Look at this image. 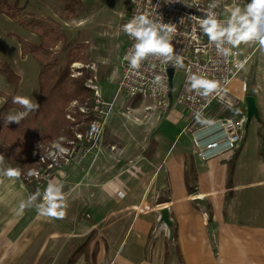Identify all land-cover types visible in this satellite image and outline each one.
Segmentation results:
<instances>
[{
  "label": "crops",
  "instance_id": "crops-1",
  "mask_svg": "<svg viewBox=\"0 0 264 264\" xmlns=\"http://www.w3.org/2000/svg\"><path fill=\"white\" fill-rule=\"evenodd\" d=\"M250 3L251 0H238L241 14ZM0 20L17 25L2 13ZM26 30L30 37L18 36L10 29L0 33V61L20 77L15 87L0 75V94L26 97L37 104L41 64L30 54L23 57L17 37L34 44H40V37ZM261 32L264 34V25ZM260 47L258 41L248 44L251 59ZM30 61L28 69L25 64ZM20 63L26 69L16 67ZM247 67L229 87L230 93L241 99L248 96L244 83ZM26 77L30 83L36 80L28 89ZM4 103L0 96V111ZM22 108L9 109L4 117L27 110ZM136 109L141 118L146 114L144 105ZM147 115L142 122L148 120L146 124L150 125L146 140L138 139L136 146L132 139H127L122 142V150L119 142L105 144L103 139L95 160L89 157L67 178L56 179L57 183L64 181L61 197L70 184L75 185L66 193L71 195L68 200L71 199L75 210L73 223L41 214L38 208L48 206L43 190L27 186L18 166L0 165V264H59L61 259L66 264L78 244L89 237L92 239L87 251L75 264H264V155L246 154L248 141L244 138L234 154L201 163L192 155L187 136L190 155L181 144L187 114L180 106L169 112L157 109ZM162 116L174 127L168 131L167 126L163 135L158 123ZM112 145L117 150L112 151ZM128 147H139V151L129 158L133 153L126 151ZM10 167L18 168L20 175H2ZM191 170L192 192L186 182V173ZM80 177H87L84 188L75 182ZM196 193L202 200L191 199ZM21 203L25 205L23 209ZM158 205L169 206L175 224L173 243L167 228L157 226ZM80 210H85L86 216H81ZM54 222L55 231L48 234Z\"/></svg>",
  "mask_w": 264,
  "mask_h": 264
},
{
  "label": "built area",
  "instance_id": "built-area-1",
  "mask_svg": "<svg viewBox=\"0 0 264 264\" xmlns=\"http://www.w3.org/2000/svg\"><path fill=\"white\" fill-rule=\"evenodd\" d=\"M237 6L238 0H130L126 24L134 17L146 15L160 29V35L170 39L173 53L166 56L149 54L138 67H133L131 58L135 55L138 38L125 32L127 45L120 59L118 91L126 92L132 100L140 99L146 114L141 118L136 107L128 106L124 116L142 122L148 113L157 109L169 112L180 106L187 114L181 135L190 139L192 155L201 163L227 153L234 154L245 138L246 99L232 95L229 87L252 57L247 51L251 41L235 47L227 38L211 41L201 26L203 19L212 16L227 28ZM162 25H169L174 31L169 32ZM225 49H230L228 55H225ZM170 69L174 70L172 81ZM86 70L85 86L90 95L70 102L65 113L72 134L69 136L65 132L62 133L65 137L61 134L55 141L36 146L30 155L33 160L30 171L22 174L27 186L43 190L44 201H47L50 187L58 193L62 190L64 181L57 183L56 179L67 178L89 157L95 160L102 148L114 104L103 98L95 63H71L70 76L78 78ZM177 72L184 77L178 90L174 86ZM201 78L218 81L219 87L205 95L203 88L194 87L195 80ZM236 108L240 112L238 115H223ZM58 145L66 152H60ZM110 149L115 151L117 146L112 145ZM190 197L193 200L203 198L198 193Z\"/></svg>",
  "mask_w": 264,
  "mask_h": 264
},
{
  "label": "rangeland",
  "instance_id": "rangeland-1",
  "mask_svg": "<svg viewBox=\"0 0 264 264\" xmlns=\"http://www.w3.org/2000/svg\"><path fill=\"white\" fill-rule=\"evenodd\" d=\"M15 1L19 3V8L12 10V12L17 15L18 20L16 23L20 27L17 25L14 27L11 22L6 23L0 20V33L5 31V29H10L18 36L30 37L24 25L36 28L39 25L45 24L54 29L62 37V41L56 47L55 53L51 57L59 60V68L66 66L69 62H75L73 59L74 53H81L82 59L79 61L83 64L95 63L97 65V76L101 85L103 98L114 104L105 130V144L119 142L123 150L122 142L127 139H132L136 146L138 139L146 140L150 134V125H148L149 123L146 124L148 120L144 123L142 121V124H136L134 123L135 120L127 119L124 116V112H126L128 106L138 107L142 101L140 99L132 100L126 92L118 91L121 69L120 59L126 47V33L123 26L126 25L130 12V0H11V2ZM23 64L20 63L16 67L20 66L26 69ZM31 65V61L25 64L28 69L31 68ZM86 76H88L87 70L83 76L78 78L85 79ZM246 77L247 95L255 97L260 113V121L253 119L245 129V138L248 141L246 154L249 156L260 153L264 155V47L255 50L253 59H250L248 63ZM183 79V75L177 72L174 77V86L177 90L182 85ZM34 83H36V80L30 83L27 78L25 86L28 89ZM85 83L86 81L84 80V86ZM87 92V95L77 99H86L90 95L88 89ZM239 113L238 108H236L225 111L223 115L236 116ZM162 117L158 119L160 120L158 123L161 124L162 128L159 131L163 135L167 133V126H169L168 131H171L174 127L167 123L165 116ZM70 126V122L68 123L66 119V124L60 130L59 136L65 132L70 136L72 134ZM77 127L80 128L82 125ZM65 135L63 136L65 137ZM181 144L184 146L187 155H190L189 143L185 135L181 139ZM129 150L133 154L127 157L132 158L138 153L139 147H128L126 151ZM30 155L31 152L26 156L14 155L11 159L6 152V148L0 147V156L3 157L0 165L13 166L20 163L19 165L24 166V172L29 173L33 161ZM120 156L123 157L124 154L121 153ZM113 160L115 159L113 158ZM78 179L75 182H80L81 187L86 186L87 177H80ZM73 186L75 185L70 184L68 188L70 187L69 189H71ZM69 189L62 193V201L66 205L63 208L65 212L63 220L67 224L73 223L75 218V210L72 208L71 199L68 200L69 197L71 198V195L69 196L68 194V197L66 194L69 192ZM34 196L41 200L38 194H34ZM79 198L80 202L83 203L84 199L81 193L79 194ZM80 215L86 216V211L80 210ZM49 218L55 220L54 217ZM52 231H55V222L51 227L49 226L48 234ZM59 264H62V259L59 261Z\"/></svg>",
  "mask_w": 264,
  "mask_h": 264
},
{
  "label": "trees",
  "instance_id": "trees-1",
  "mask_svg": "<svg viewBox=\"0 0 264 264\" xmlns=\"http://www.w3.org/2000/svg\"><path fill=\"white\" fill-rule=\"evenodd\" d=\"M19 3L11 0H0V13L8 16L13 21H17L18 17L12 10L18 9ZM24 27L32 33L40 37V44H34L21 37H17L22 47L23 57L30 54L41 64L39 75L40 98L37 104L38 109H32L19 123H8L4 117L9 109L17 108L23 110L22 105L13 103L16 95H7L1 93L0 96L5 99V103L0 111V147H5L7 154L12 159L14 155L26 156L34 146L41 143L55 141L60 130L66 124L65 109L68 104L77 98L87 95V89L84 86V78H71L70 64L59 68V60L51 58L62 37L49 26L39 25L32 28L29 25ZM74 60L82 59L81 53H74ZM73 60V61H74ZM0 75L5 77L10 85L17 87L20 83V77L15 71L0 61ZM15 164L24 173V166ZM193 170L186 173V182L190 192L191 175ZM91 237L80 242L71 254L66 264H75L82 254L87 251V247L91 241ZM98 246L94 250L96 256ZM168 261V253L166 255V263Z\"/></svg>",
  "mask_w": 264,
  "mask_h": 264
},
{
  "label": "clouds",
  "instance_id": "clouds-1",
  "mask_svg": "<svg viewBox=\"0 0 264 264\" xmlns=\"http://www.w3.org/2000/svg\"><path fill=\"white\" fill-rule=\"evenodd\" d=\"M262 25H264V0H251V3L247 5L243 14H241V9L239 7L233 10L232 19L229 21V26L227 28L222 27L212 16L203 19L201 26L204 33L208 35L211 41L227 38L234 47L239 46L242 42L258 41L260 46L264 47V34L261 32ZM123 27L126 33L138 38V43L135 45V55L131 58L133 67H138L139 62L149 54L156 53L166 56L173 53V46L170 39H165L161 36L160 29L156 28L152 20L146 15L134 17ZM162 27L169 32L174 31V28L169 25H162ZM224 51L225 55H228L230 49H225ZM194 87L203 88L205 90L204 94L207 95L219 87V82L201 78L195 80ZM13 103H18L27 110L16 115H9L7 117L8 123H19L28 112L32 111V109L39 108V104L33 103L32 100L26 97H14ZM57 147L60 152H66L65 148L59 145ZM2 160L3 157L0 156V161ZM2 175L9 178L18 177L20 175V170L10 167L7 168ZM30 199H35V197H31ZM46 200L48 206H41V208H38L39 212L49 217L63 218L65 215L63 208L66 207V205L63 204L60 193L50 187ZM20 207L23 209L25 207L24 203H21ZM58 209L60 210L58 211Z\"/></svg>",
  "mask_w": 264,
  "mask_h": 264
},
{
  "label": "water",
  "instance_id": "water-1",
  "mask_svg": "<svg viewBox=\"0 0 264 264\" xmlns=\"http://www.w3.org/2000/svg\"><path fill=\"white\" fill-rule=\"evenodd\" d=\"M174 75V70L170 69V79L172 81ZM247 104V126L252 122L253 119L260 121V113L256 104L255 97L248 95L246 97ZM158 228L165 226L168 230L169 241L173 243L174 233H175V224L171 218L170 210L168 205H163L160 208V219L157 224Z\"/></svg>",
  "mask_w": 264,
  "mask_h": 264
},
{
  "label": "bare ground",
  "instance_id": "bare-ground-1",
  "mask_svg": "<svg viewBox=\"0 0 264 264\" xmlns=\"http://www.w3.org/2000/svg\"><path fill=\"white\" fill-rule=\"evenodd\" d=\"M148 206V205H147ZM161 208V205L156 206V210L159 211V209Z\"/></svg>",
  "mask_w": 264,
  "mask_h": 264
}]
</instances>
